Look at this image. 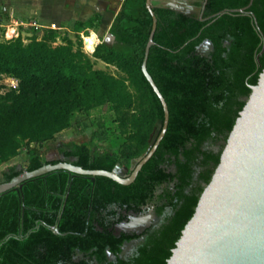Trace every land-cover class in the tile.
Here are the masks:
<instances>
[{"label": "trees", "instance_id": "16d2710c", "mask_svg": "<svg viewBox=\"0 0 264 264\" xmlns=\"http://www.w3.org/2000/svg\"><path fill=\"white\" fill-rule=\"evenodd\" d=\"M145 2L123 0L107 32L113 41L95 48L89 42L90 56L79 35L100 25L99 14L72 24L75 40L54 30L41 37L34 30L28 39L0 36V79L16 83L0 86V167L25 156V165L3 172L1 183L56 164L45 160L43 148L66 130L89 132L87 144L60 149L84 170L128 167L145 153L156 122L164 121L141 72L152 25ZM202 4V20L152 8L157 22L146 69L166 103L168 122L134 182H92L54 171L0 195V264H166L219 163L249 86L264 69V0L196 2ZM205 41L212 45L208 57L197 52ZM97 61L118 75L95 69ZM94 110L99 114L92 118ZM161 198L169 205L162 223L132 255L119 258L120 247L137 236H114V208L137 213ZM162 209L156 207V214ZM77 253L83 258L75 260Z\"/></svg>", "mask_w": 264, "mask_h": 264}, {"label": "water", "instance_id": "95a60500", "mask_svg": "<svg viewBox=\"0 0 264 264\" xmlns=\"http://www.w3.org/2000/svg\"><path fill=\"white\" fill-rule=\"evenodd\" d=\"M122 2L115 10L110 26ZM194 2L196 0H158V8L184 16H198L202 20V12L193 5ZM145 8L152 25L144 49L141 72L161 104L164 121L156 122L145 153L131 161V175L124 178L126 171L119 165L107 172L84 170L71 163L58 162L35 171H23L10 182L0 183V195L8 191L18 192L26 181L54 171H64L73 177H90L91 181H94V177H104L122 186L134 182L142 166L154 154L168 122L166 103L146 69L149 49L154 45L153 35L157 22L152 11L153 0H146ZM237 12L243 14L245 11ZM226 13L229 12L221 11L209 18H214V21ZM112 41L113 38L107 34L105 42ZM227 44L225 42L224 46ZM211 50V43L205 41L197 52L208 57ZM249 88L251 93L227 137L219 163L166 264H264V69L259 74L257 84ZM51 230L59 234L57 228ZM128 245L125 243L124 248ZM106 255L115 260L109 249H106Z\"/></svg>", "mask_w": 264, "mask_h": 264}, {"label": "crops", "instance_id": "0c3cea01", "mask_svg": "<svg viewBox=\"0 0 264 264\" xmlns=\"http://www.w3.org/2000/svg\"><path fill=\"white\" fill-rule=\"evenodd\" d=\"M94 4L93 0H0V23L6 21L5 26L14 29L22 38L33 35V31L28 27L33 23L40 27L35 31L38 37H41L46 30L56 31L59 37H70L64 33L60 35L59 32L66 31L70 24L84 22L100 14L97 13L98 6ZM51 25H54L55 29H51ZM90 33L94 32L90 31ZM94 34L98 37L96 33ZM44 153L45 151L43 156ZM11 164L12 162L0 167V182L3 172L8 171ZM20 167L16 166V168Z\"/></svg>", "mask_w": 264, "mask_h": 264}, {"label": "flooded vegetation", "instance_id": "af4514ba", "mask_svg": "<svg viewBox=\"0 0 264 264\" xmlns=\"http://www.w3.org/2000/svg\"><path fill=\"white\" fill-rule=\"evenodd\" d=\"M196 2H198V0H196ZM196 2L193 3L194 6H196ZM153 3H154V7L158 8V0H153ZM196 7L198 8L199 12H202L204 5L201 7L200 6H196ZM60 149L61 148H59L58 146L59 153L53 152L48 155L49 157L44 156L46 161L51 163L67 162L63 157V155L60 153ZM71 161L73 160H70V162ZM120 168L126 171L124 178H128L133 171L132 169L130 170V165L128 167L120 166ZM132 168H134V165L132 166ZM160 193L161 190L158 191V194ZM155 205L154 203L144 205L143 207H140V212L137 213H135L134 211H121L117 208H114L116 215L114 216L113 219H111V221L118 222L116 225L112 227L114 236L120 237L122 234L127 235L129 237L137 236L135 239H131L129 242H125L129 244L126 248H124L125 243L120 247L121 252L118 255L119 258L132 255V253L135 252L137 247L145 241L147 234L153 231L155 228H157L162 223V220L165 217V215L169 213V205L166 199L164 198L159 199L158 203H155ZM156 207L163 208L160 215L156 214L155 211ZM122 248H124V250ZM82 258L83 255L77 253L74 259L79 260ZM110 260H114V259H110Z\"/></svg>", "mask_w": 264, "mask_h": 264}, {"label": "rangeland", "instance_id": "374dc122", "mask_svg": "<svg viewBox=\"0 0 264 264\" xmlns=\"http://www.w3.org/2000/svg\"><path fill=\"white\" fill-rule=\"evenodd\" d=\"M93 2L95 3L94 6L95 5H96V7L98 6L97 7V13L101 14L100 15L101 16L100 25L95 29L84 30L79 35L80 39H81V35L84 36V37H82L83 41L81 40L82 51L89 56L92 53H89L87 51V44L89 42H95V44L97 45L98 40H99V43H101V41H105L109 26H110V22L114 16V11L120 5L121 0H93ZM69 3H70V1L68 2V5H69ZM31 31H34V30L31 29ZM90 31L96 33L98 37H96L94 33H90ZM59 33H60V35H62L63 33L65 35H69L72 40H75V38L72 34V25L71 24L67 26L66 31H61ZM23 38L28 39V37H23ZM97 38H98V40H97ZM59 42H60V40H59ZM94 68L108 72V73L115 75V76L118 75L116 70L113 67L106 66L105 64H103L102 62H99V61L95 62ZM13 85H15V83L10 79H0V86H5V87L9 88ZM90 114H91L90 116L93 118L99 114V110H94ZM88 135H89V132H85L83 135H80V134H75L72 130L63 131L56 136V139L53 143L47 144L43 148V152L45 151L44 154L46 156H48L50 153H53V152L59 153L58 146H59V148H63V146L69 145L70 143H72V144H87L89 142V136ZM24 161H25V156L22 154V155H20V157H18L17 159L12 161L11 167L23 166V165H25Z\"/></svg>", "mask_w": 264, "mask_h": 264}, {"label": "built area", "instance_id": "2783aa9c", "mask_svg": "<svg viewBox=\"0 0 264 264\" xmlns=\"http://www.w3.org/2000/svg\"><path fill=\"white\" fill-rule=\"evenodd\" d=\"M3 27H5V31L3 34L0 35L3 40L9 41V40H12V39H15L18 37V34L16 33V31L14 29L10 28L9 26H4L0 23V28H3ZM28 27H30L31 29H34L35 31L40 29V27L35 25L34 23L28 25ZM50 28L55 29L54 25H51ZM82 37H83V35H81V40L83 41ZM95 46H96V44L94 45V48H95ZM13 82L15 83V81H13ZM11 87H15V85H13ZM6 88H8V87H6Z\"/></svg>", "mask_w": 264, "mask_h": 264}]
</instances>
